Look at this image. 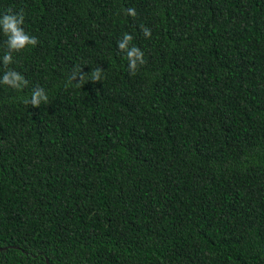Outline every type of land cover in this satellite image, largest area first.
<instances>
[{
  "label": "trees",
  "instance_id": "1",
  "mask_svg": "<svg viewBox=\"0 0 264 264\" xmlns=\"http://www.w3.org/2000/svg\"><path fill=\"white\" fill-rule=\"evenodd\" d=\"M8 9L38 43L9 65L28 86L0 84V264H264V0Z\"/></svg>",
  "mask_w": 264,
  "mask_h": 264
},
{
  "label": "clouds",
  "instance_id": "2",
  "mask_svg": "<svg viewBox=\"0 0 264 264\" xmlns=\"http://www.w3.org/2000/svg\"><path fill=\"white\" fill-rule=\"evenodd\" d=\"M126 14L132 17L136 16V10L133 7L126 9ZM24 13L23 10L13 12L8 9L4 14L0 15V34L6 39L4 40L5 51L0 58V64L3 65V75L0 76V84L6 85L16 91H22L28 86V81L25 77L15 69L9 68V65L15 63L13 59L14 53L22 52L29 47H35L38 43L37 38L30 36L23 28ZM142 31L145 37L151 36V30L142 26ZM133 36L125 33L117 43V47L121 52L126 54L128 68L130 74L134 75L139 66L146 63L144 53L140 48L132 44ZM103 71L96 67L90 73H83L82 68L77 67L73 70L69 77V82L76 81L79 77V82L76 86L82 88V85L87 81L101 82ZM25 105H31L34 108L40 105L49 103V97L46 91L41 87H35L31 91L30 97L22 98Z\"/></svg>",
  "mask_w": 264,
  "mask_h": 264
},
{
  "label": "water",
  "instance_id": "3",
  "mask_svg": "<svg viewBox=\"0 0 264 264\" xmlns=\"http://www.w3.org/2000/svg\"><path fill=\"white\" fill-rule=\"evenodd\" d=\"M3 248V247H0V249Z\"/></svg>",
  "mask_w": 264,
  "mask_h": 264
}]
</instances>
